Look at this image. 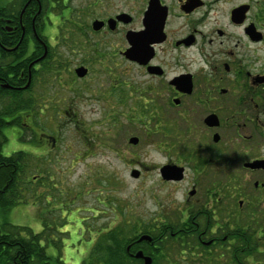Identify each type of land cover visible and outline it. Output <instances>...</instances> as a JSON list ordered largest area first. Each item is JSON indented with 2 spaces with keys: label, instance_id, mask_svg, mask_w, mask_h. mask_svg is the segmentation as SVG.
<instances>
[{
  "label": "flooded vegetation",
  "instance_id": "obj_1",
  "mask_svg": "<svg viewBox=\"0 0 264 264\" xmlns=\"http://www.w3.org/2000/svg\"><path fill=\"white\" fill-rule=\"evenodd\" d=\"M70 1L0 2V108L18 109L23 94L36 105L39 75L60 60L53 40L77 28L88 48L79 50L77 65L86 69L83 89L106 66L114 79L101 100L126 104L130 119L148 118L167 138L174 128L170 151L177 158L169 155L156 170L174 191L189 184L182 201L172 193V203L161 205L157 223L99 230L90 251L109 234L126 237L112 263L78 264H145L147 257L152 264H264V0H84L77 18ZM119 40L118 54L142 90L131 78L130 91L117 90L116 61L102 46ZM0 118L8 126L0 135L2 157L42 150L32 141L27 151L5 156V146L20 139L22 112ZM144 165L133 166L134 178L150 170ZM165 166L176 167L180 179H166ZM143 235L152 241L139 242Z\"/></svg>",
  "mask_w": 264,
  "mask_h": 264
},
{
  "label": "rangeland",
  "instance_id": "obj_2",
  "mask_svg": "<svg viewBox=\"0 0 264 264\" xmlns=\"http://www.w3.org/2000/svg\"><path fill=\"white\" fill-rule=\"evenodd\" d=\"M83 1H70L73 10L70 16L77 18ZM82 41L86 42V38L76 28H70L53 40L60 60L48 68L36 84L38 101L32 114L21 119L19 141L4 148L5 156H9L14 151H27L32 141L41 143V151L33 152L34 156L27 154L31 162L23 176L26 184L20 186L23 199L28 203L15 206L6 220L40 233L44 216L53 228L51 235L57 240L54 242L60 246L61 239L63 244L60 249L49 246L47 254L61 257L66 264H78L87 259L86 251L91 247L88 242L93 241L101 229L120 226L134 229L138 223H157L156 214L161 211V205L172 203L171 194L174 193L179 202L189 188L187 180L176 191L172 190L162 184L156 170L169 155L171 159L177 158L170 151H174L170 141L174 139V128L169 131L172 137L167 138L162 135V128L148 118L130 119L126 104H115L111 98L101 100L109 95L110 80L114 79L108 75L106 66L100 75L96 72L101 66H94L97 69L90 79L92 83L83 89L84 81L76 72L80 68L77 66L81 59L79 50L88 49ZM121 43L119 40L110 44V49L108 45L102 46V52L113 55L116 61L117 90L130 91L131 79L135 81V91L142 90L137 88L136 73L129 74L125 60L118 54ZM138 78L143 80L142 76ZM113 114L119 115L118 122ZM31 122L40 133L38 140ZM132 138L139 139L137 144L131 142ZM144 164L150 170L143 172L139 179L134 178L133 166L142 170L140 166ZM41 194L46 201L39 200ZM35 197L37 205L33 202ZM55 226L64 235L60 236Z\"/></svg>",
  "mask_w": 264,
  "mask_h": 264
},
{
  "label": "trees",
  "instance_id": "obj_3",
  "mask_svg": "<svg viewBox=\"0 0 264 264\" xmlns=\"http://www.w3.org/2000/svg\"><path fill=\"white\" fill-rule=\"evenodd\" d=\"M70 14L72 15L73 13L71 12ZM70 17L72 18L73 16ZM76 30L78 31L77 28ZM44 76L45 74H41L39 78ZM26 100L29 101V96L27 95L26 98L23 94L22 104L18 109L13 107L0 108V117L11 115L17 110L22 112L21 119L28 116L32 108L28 106V103H25ZM6 127L8 126L0 118V135ZM18 128L21 129V121L18 122ZM30 162L29 156L23 152L10 158H4L1 156L0 147V264H65L61 257L54 258L47 254L49 246L53 245L55 248L60 249L63 244L61 239L58 242L61 243L60 246L55 243L57 240H54L51 235L53 228H51L50 222L44 216L42 217L43 220L41 219L43 228L40 233H35L27 226L14 225L6 220L7 214L15 206L20 203H28L23 199L24 195L20 186L21 184H26L23 181V176L26 168L30 166ZM13 164L17 166L16 171H13ZM36 200L37 198L33 201L35 205H37ZM39 200L46 201L45 195L41 194ZM121 227L123 226L115 228L121 230ZM55 229L57 230L58 227L55 226ZM58 233L60 236L64 235V233ZM120 238L125 239L126 237L109 234L104 241L98 242L94 249L86 251L88 256L85 260L112 263L113 258L120 253L121 246L124 243V240H120Z\"/></svg>",
  "mask_w": 264,
  "mask_h": 264
},
{
  "label": "water",
  "instance_id": "obj_4",
  "mask_svg": "<svg viewBox=\"0 0 264 264\" xmlns=\"http://www.w3.org/2000/svg\"><path fill=\"white\" fill-rule=\"evenodd\" d=\"M99 25H101V23H96L95 26H94V29L95 30H98L99 29ZM136 42H142V37L140 35H137L136 36ZM125 55L127 57H133V59L136 57L137 54H135V52L133 53L132 56H130V54L128 52L125 53ZM77 75L79 77H83L84 74L86 73V69L83 68V67H80L77 69ZM138 138H132L131 139V142L133 144H137L138 142ZM162 174L165 176L166 179H180L179 177L177 178V175L176 173H178L176 167H172V166H165L162 168L161 170ZM139 175V172L138 171H134L133 172V176L134 177H137ZM141 241H152V237L151 236H148V235H143L140 239H139V242ZM137 258H143V253L142 252H139L137 255H136ZM145 261V264H152V259L151 258H145L144 259Z\"/></svg>",
  "mask_w": 264,
  "mask_h": 264
}]
</instances>
